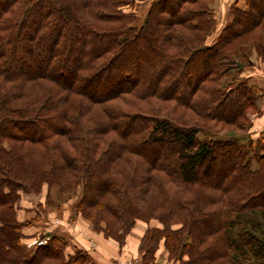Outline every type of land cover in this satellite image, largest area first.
<instances>
[{
	"label": "trees",
	"instance_id": "trees-1",
	"mask_svg": "<svg viewBox=\"0 0 264 264\" xmlns=\"http://www.w3.org/2000/svg\"><path fill=\"white\" fill-rule=\"evenodd\" d=\"M214 1L0 0V264H99L56 231L26 247L43 186L119 246L145 223L141 264H264V93L238 65L264 0L219 29Z\"/></svg>",
	"mask_w": 264,
	"mask_h": 264
},
{
	"label": "crops",
	"instance_id": "crops-1",
	"mask_svg": "<svg viewBox=\"0 0 264 264\" xmlns=\"http://www.w3.org/2000/svg\"><path fill=\"white\" fill-rule=\"evenodd\" d=\"M238 5L242 4V0H215L212 7L217 10V14L215 15V21L217 23V29H219L227 19L228 8L231 4L235 3ZM213 36L209 38L211 41ZM243 78H245L249 84L257 85L263 89L264 93V60H262L261 56L257 53V51L253 48L252 53L249 55V64L247 67H243L242 73ZM261 113L256 115V120L258 123L263 126L259 127L258 129L264 128V94H263V101L261 106ZM254 125V124H253ZM256 128L255 131H258ZM46 187L43 186L41 192L37 195L33 194H23L21 195L20 200L16 207H18V217L20 219H24L27 217H31L27 215L29 212H21V209H27L26 207L30 202H33L35 205L39 204L40 198L43 196V193H46ZM32 196V197H31ZM26 206V207H25ZM24 207V208H23ZM67 213V212H65ZM33 216V215H32ZM71 220V219H70ZM71 221L75 222V227L72 230L74 232L73 237L70 239V245L67 247V251L71 250V246H78L85 248L91 256L99 262V264H120L119 261H124L127 259H133L135 256L139 259V253L137 251V246L140 241V238L144 232L146 224L138 221L135 226L130 229L131 231L126 237V241L122 246L114 241L111 238H105L101 233L94 232L91 229L90 224L81 218L80 216H75ZM40 219L29 227H25L23 229V233L27 236H35L32 235L33 233H40ZM55 225H49V228L45 229V232H52L58 231ZM65 227V226H64ZM63 229V227H62ZM66 230V229H63ZM81 230L83 233L82 235H78L75 231ZM64 232H67L64 231ZM29 237V238H31ZM136 258V257H135ZM157 262L158 264H167L164 258V250L160 248L157 252Z\"/></svg>",
	"mask_w": 264,
	"mask_h": 264
},
{
	"label": "rangeland",
	"instance_id": "rangeland-1",
	"mask_svg": "<svg viewBox=\"0 0 264 264\" xmlns=\"http://www.w3.org/2000/svg\"><path fill=\"white\" fill-rule=\"evenodd\" d=\"M217 14V10L215 9V15ZM253 41L254 43L257 42H261L264 43V24L258 28L254 34H253ZM264 47V44H263ZM253 48H251L250 50V54L252 53ZM258 54L261 56L262 60H264V49L261 51L260 49V53L258 51ZM243 67H247V64L245 63V65H241ZM225 84L226 81H224L223 86H226ZM262 108V107H261ZM249 118L250 121L254 124L253 128L251 129V132H257L255 131V129L259 128V127H263L258 123V120H256V114H254L252 111H250L249 113ZM230 126H227L224 123L221 122H210V127L209 130H207L206 132V136H213L216 138H222L224 136H226L228 134V132H230ZM259 130V129H258ZM237 132L239 133L240 137H242L244 139V141L247 139L248 137V133L247 132H242V130H237ZM200 137H202L203 135H199ZM252 168H255V163L252 162ZM46 187V186H44ZM51 191L47 194V187H46V193H43V196L40 198L39 203V207L38 204H34L33 202H30V204H28L26 207L27 209H21V212L23 214V212H29L27 213V215H34L35 213L40 214V224L39 226L42 228L39 231H41L40 233L45 232V227L49 228V225H53V219H60V221L63 223V225H67L69 223V219H73V211L71 208V204L73 203V201L76 198V194H61L58 195L55 191L54 188L51 187ZM23 195V194H21ZM32 197V196H31ZM21 198V197H20ZM24 208V207H23ZM67 212V213H65ZM59 226V227H55L58 231L57 233H61L67 236V238H71L74 235V232H72V230H67V232H64L66 230V227L64 226ZM44 226V228H43ZM63 227V229H62ZM40 233H33L32 235H38ZM69 238V240H70ZM71 244V243H70ZM136 257V258H135ZM132 260L139 262V259L137 256H135ZM141 264V263H140Z\"/></svg>",
	"mask_w": 264,
	"mask_h": 264
},
{
	"label": "built area",
	"instance_id": "built-area-1",
	"mask_svg": "<svg viewBox=\"0 0 264 264\" xmlns=\"http://www.w3.org/2000/svg\"><path fill=\"white\" fill-rule=\"evenodd\" d=\"M52 224L55 225V226H57V227L63 225V223L58 218L53 219V223ZM63 226H65V225H63ZM65 227H66L65 228L66 230H69V231L70 230H73L74 227H75V222L74 221H71L69 219V223ZM75 232L78 233L79 236L82 235V233H83L81 230H78V231L76 230ZM48 240H49V234L43 232V233H40V234H38L36 236H33L31 238H28L25 244H26V247L32 248V247H36V246H40V245L43 246L44 244L47 243ZM119 263L120 264H140L139 262H136V261H134L132 259H127V260H124V261H119Z\"/></svg>",
	"mask_w": 264,
	"mask_h": 264
},
{
	"label": "water",
	"instance_id": "water-1",
	"mask_svg": "<svg viewBox=\"0 0 264 264\" xmlns=\"http://www.w3.org/2000/svg\"><path fill=\"white\" fill-rule=\"evenodd\" d=\"M238 65L241 67L242 64L241 63H238Z\"/></svg>",
	"mask_w": 264,
	"mask_h": 264
}]
</instances>
